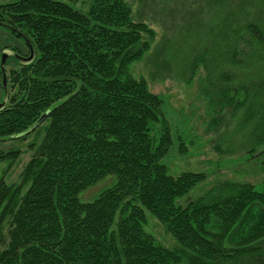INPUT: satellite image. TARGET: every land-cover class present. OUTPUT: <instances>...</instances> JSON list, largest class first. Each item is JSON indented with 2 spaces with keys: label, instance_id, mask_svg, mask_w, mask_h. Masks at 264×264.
Here are the masks:
<instances>
[{
  "label": "trees",
  "instance_id": "trees-1",
  "mask_svg": "<svg viewBox=\"0 0 264 264\" xmlns=\"http://www.w3.org/2000/svg\"><path fill=\"white\" fill-rule=\"evenodd\" d=\"M231 1L219 3L226 10L216 44L199 60L215 51L214 69L225 66L211 104L222 102L232 115L244 110L254 125L250 158L264 145V11L251 4L264 0ZM90 3L86 10L67 0L0 3V22L35 50L29 63L15 59L7 68L12 56L5 64L0 140H25L45 125L21 181L0 176V264H264V189L229 181L179 203L206 175H173L161 162L172 143L164 101L131 72L156 31L135 18L128 0ZM2 77L0 65L5 99ZM111 173L113 186L80 199ZM145 208L184 256L144 229Z\"/></svg>",
  "mask_w": 264,
  "mask_h": 264
},
{
  "label": "rangeland",
  "instance_id": "rangeland-1",
  "mask_svg": "<svg viewBox=\"0 0 264 264\" xmlns=\"http://www.w3.org/2000/svg\"><path fill=\"white\" fill-rule=\"evenodd\" d=\"M8 1L0 0V3ZM67 1L84 10L91 4V0ZM128 1L135 18L146 22L156 31L151 48L142 59L132 65L131 72L137 78H145L150 89L164 101L163 111L171 128L172 143L161 162L168 166L173 175L183 171L203 172L206 175L179 203L186 205L214 185L229 181L248 182L264 189V145L248 158L251 154L248 150L254 141L251 133L253 123H245V117L241 116L244 111L242 108L232 115L229 107L221 109L222 102L211 104V96L215 98L220 88L224 87L218 77L224 72L222 70L225 66L214 69L212 60L216 57L215 51H211L213 54L208 53L205 60H199L204 57V51L208 52L216 44L218 21L226 10L219 3L232 1ZM238 2L247 3L245 0H235V4ZM251 4L256 12L264 11V2L253 1ZM0 43L3 48L5 44H9V48L17 46L21 50L20 54L30 52L22 40L12 36L1 26ZM15 59L9 60L7 68L17 63ZM1 91L0 101L4 99ZM214 117L219 123H214ZM162 123L163 121L154 125L152 131L156 132L163 126ZM44 128L45 125L25 140H0V155L8 151L17 152L15 156L0 159V176H4L8 183L21 181L24 167L35 153L32 143L40 141ZM157 134L160 135V132ZM115 181V175L108 174L81 191L79 197L84 202L93 201L103 189L113 186ZM119 216L120 213H117V217ZM144 229L154 237L157 244L180 251L184 256L183 246L166 224L147 208ZM178 264H188L187 258Z\"/></svg>",
  "mask_w": 264,
  "mask_h": 264
},
{
  "label": "water",
  "instance_id": "water-1",
  "mask_svg": "<svg viewBox=\"0 0 264 264\" xmlns=\"http://www.w3.org/2000/svg\"><path fill=\"white\" fill-rule=\"evenodd\" d=\"M10 56H14L16 57L20 62L22 63H29L31 62L34 57H35V50L34 48L31 46V51H30V54L29 56H22L18 53H16L15 51L13 50H9V49H6L2 52V55H1V70H2V81H3V86L5 87V93H6V97L3 101H0V109L3 108L5 106V104L7 103V99H8V89H7V73H6V67H5V64L7 62V60L9 59Z\"/></svg>",
  "mask_w": 264,
  "mask_h": 264
},
{
  "label": "flooded vegetation",
  "instance_id": "flooded-vegetation-1",
  "mask_svg": "<svg viewBox=\"0 0 264 264\" xmlns=\"http://www.w3.org/2000/svg\"><path fill=\"white\" fill-rule=\"evenodd\" d=\"M0 26L6 28V29L8 30L7 26H6L5 24H2L1 22H0ZM18 39L21 40L20 38H18ZM8 45H9V44H5V45H3V46H5V47H4V48L1 50V52H0V63H1V55H2V52H3L4 50H6V49L13 50V51H15L16 53L20 54V52H17L16 49L13 48V46H11L12 48H9ZM6 46H7V47H6ZM15 47H17V46H15ZM29 50L31 51V47L29 48ZM29 54H30V52L27 53V54H20V55H22V56H29ZM10 57H12V56H10ZM10 57H9V59H10ZM13 57H14V56H13ZM15 58H16V57H15ZM16 59H17V58H16Z\"/></svg>",
  "mask_w": 264,
  "mask_h": 264
}]
</instances>
